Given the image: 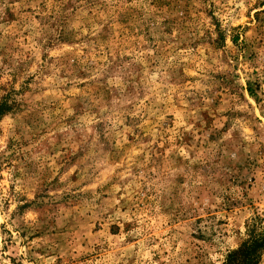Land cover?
Returning a JSON list of instances; mask_svg holds the SVG:
<instances>
[{
	"label": "rangeland",
	"instance_id": "obj_1",
	"mask_svg": "<svg viewBox=\"0 0 264 264\" xmlns=\"http://www.w3.org/2000/svg\"><path fill=\"white\" fill-rule=\"evenodd\" d=\"M0 102V264H223L264 213V0H0Z\"/></svg>",
	"mask_w": 264,
	"mask_h": 264
},
{
	"label": "trees",
	"instance_id": "obj_2",
	"mask_svg": "<svg viewBox=\"0 0 264 264\" xmlns=\"http://www.w3.org/2000/svg\"><path fill=\"white\" fill-rule=\"evenodd\" d=\"M5 103L0 102V115L5 113ZM264 255V213H255L246 224V237L228 251L223 264H259Z\"/></svg>",
	"mask_w": 264,
	"mask_h": 264
}]
</instances>
